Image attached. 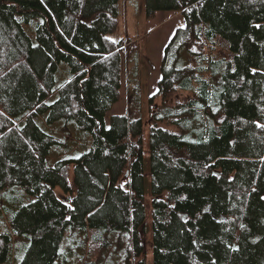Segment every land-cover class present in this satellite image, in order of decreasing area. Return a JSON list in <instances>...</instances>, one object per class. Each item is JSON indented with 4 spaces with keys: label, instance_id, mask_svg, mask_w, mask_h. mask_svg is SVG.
<instances>
[{
    "label": "trees",
    "instance_id": "1",
    "mask_svg": "<svg viewBox=\"0 0 264 264\" xmlns=\"http://www.w3.org/2000/svg\"><path fill=\"white\" fill-rule=\"evenodd\" d=\"M121 5L0 0V264H58L68 232L88 264H264V0H145L148 19H185L150 112L151 205L138 84L136 111L106 123L129 61ZM42 119L76 125L89 151L52 163L64 141Z\"/></svg>",
    "mask_w": 264,
    "mask_h": 264
},
{
    "label": "rangeland",
    "instance_id": "2",
    "mask_svg": "<svg viewBox=\"0 0 264 264\" xmlns=\"http://www.w3.org/2000/svg\"><path fill=\"white\" fill-rule=\"evenodd\" d=\"M122 17L119 26V33L116 35L118 39L125 40V54L129 57V61L125 62L123 68L122 88L119 92V101L114 105L111 111L107 114V126H111V118L114 115H127L136 111L134 96L131 93L132 86L139 85L140 96L142 97L140 109L143 115L144 122V161H145V187L147 204H152V186L150 180V112L154 108H158L162 104V100L158 95L159 81L162 77L161 63L163 60V52L168 45L171 37L176 31V28L185 26V19L179 12L162 11L158 12L154 18H146L145 0H137L135 2L126 3L122 0ZM36 21L27 26L28 32L34 37L36 43L35 26ZM137 45V46H136ZM126 58V57H125ZM70 73L67 65L60 64L57 75V84L60 85L68 80ZM45 130L53 133L64 141V145L60 148L52 149L51 162L56 163L59 160L74 159L77 156L86 153L90 149L91 137L84 131L78 129L76 125L70 123L69 126L64 125V120L57 122L53 126H46ZM63 128L68 129V133H63ZM61 192L59 195L61 196ZM163 198V196H160ZM150 208V207H149ZM147 208L148 215L151 213ZM147 238L152 241L151 222L148 221ZM61 250L65 252V258L58 261V264H88L95 262L91 260L88 251L90 242L86 243L81 235H72L67 233V238L64 240ZM111 244H116L115 240ZM122 246V245H121ZM120 246V247H121ZM24 249V246L21 247ZM121 257L128 254L125 246L121 247ZM152 252L149 253L147 264H152ZM114 261V260H113ZM4 264H16L15 261H8ZM93 264V263H90Z\"/></svg>",
    "mask_w": 264,
    "mask_h": 264
},
{
    "label": "snow or ice",
    "instance_id": "3",
    "mask_svg": "<svg viewBox=\"0 0 264 264\" xmlns=\"http://www.w3.org/2000/svg\"><path fill=\"white\" fill-rule=\"evenodd\" d=\"M257 27H260L259 25H257ZM255 72V70H253ZM257 127L258 128H264V124H260L257 122Z\"/></svg>",
    "mask_w": 264,
    "mask_h": 264
},
{
    "label": "water",
    "instance_id": "4",
    "mask_svg": "<svg viewBox=\"0 0 264 264\" xmlns=\"http://www.w3.org/2000/svg\"><path fill=\"white\" fill-rule=\"evenodd\" d=\"M184 218H185V215H184Z\"/></svg>",
    "mask_w": 264,
    "mask_h": 264
}]
</instances>
